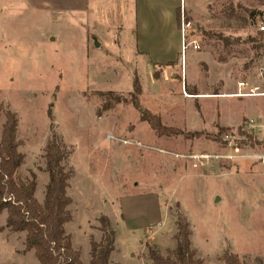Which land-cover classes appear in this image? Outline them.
Listing matches in <instances>:
<instances>
[{"label": "rangeland", "instance_id": "1", "mask_svg": "<svg viewBox=\"0 0 264 264\" xmlns=\"http://www.w3.org/2000/svg\"><path fill=\"white\" fill-rule=\"evenodd\" d=\"M167 3L174 21L184 9L199 50L182 57L174 53L177 63L155 70L145 57L134 56V4L131 13L95 9L103 25H124L125 41L120 50L107 47L108 55L98 48L83 56L76 48L63 49L72 43L47 44L40 21L23 13L22 1L4 0L0 105L18 119L16 139L24 155L18 177L26 182L35 174V198L42 203L48 182L44 151L52 129L71 151L63 163L72 173L67 189L72 220L65 230L84 263L91 257L89 241L101 239L98 218L105 215L118 247L113 264H151L147 247L166 256L175 247L178 216L190 225L201 264H223L225 252L242 264H264V38L259 34L264 0ZM154 4L159 38L165 18L161 0ZM168 34L175 39L174 31ZM118 57H124V66ZM134 79L141 87L140 105L182 135L158 137L140 122L129 104ZM3 122L0 114V126ZM195 132L201 136H187ZM152 214L146 224L133 226ZM5 219L0 214V264H38L33 252L24 250L25 234L5 229Z\"/></svg>", "mask_w": 264, "mask_h": 264}, {"label": "trees", "instance_id": "2", "mask_svg": "<svg viewBox=\"0 0 264 264\" xmlns=\"http://www.w3.org/2000/svg\"><path fill=\"white\" fill-rule=\"evenodd\" d=\"M259 34L264 38V33ZM132 89L129 104L139 114L140 122L146 123L158 137L182 135V132L164 126L159 117L140 105L138 97L141 95V87L137 79H134ZM111 95L108 93L104 96ZM120 102L128 103L125 99H116V103ZM0 114L4 116V122L0 126V214H6L4 228L12 233L25 234L24 250L33 252L38 264H83L80 253L73 248L71 236L65 230V225L72 220L68 209L72 201L67 195L68 181L72 173L65 170L63 163L71 151L67 150L51 129V136L44 151L48 182L43 201L39 203L35 198V174L32 173L31 179L26 182L18 177L24 155L19 152L21 144L16 139L17 116L9 110H4L1 105ZM218 130L224 131L222 128ZM187 136L198 137L201 133L195 132ZM98 223L101 239L99 242L89 241L91 257L88 264H113L110 257L115 250V231L105 215L98 218ZM191 235L186 218L178 216L174 249L163 256L157 250L147 247V259L151 264H201L192 248ZM222 262L242 264L238 257L230 252L223 254Z\"/></svg>", "mask_w": 264, "mask_h": 264}, {"label": "crops", "instance_id": "3", "mask_svg": "<svg viewBox=\"0 0 264 264\" xmlns=\"http://www.w3.org/2000/svg\"><path fill=\"white\" fill-rule=\"evenodd\" d=\"M21 1V9H23V13L32 14V16L36 17L40 21L41 26L38 25V31L40 32L41 39L43 35V40L50 45L57 43L56 45L62 46L65 44L64 42L72 43L69 45H65L68 47H65L63 49H65L68 53L72 49L76 48L77 51L83 56H89V53L92 49L98 48L103 49L104 52L108 55L109 51L107 47H110V45H114V47L120 50L121 47H123V42L125 41L124 38L126 35V31L124 25L120 22L115 25L106 22L108 26L103 25L102 22H98L95 19V9H100L101 7H104L105 9L114 8L118 9L119 12L120 10H123L129 11L131 13L130 10L132 8V4H134L137 30L135 35L136 47L134 56L145 57L149 67L155 70H161V68H163V70H166L168 66L177 63V59L173 60L172 58L174 53L182 57L180 35H178V19L176 17L174 21V16L171 9L172 5H169L167 3V0H161V9L165 19L160 24L158 29L159 34L161 35L159 38H156V33H154L155 0H123V2L121 3L117 2L116 0H111L112 4H106L101 0ZM3 4L4 0H0V24H2L1 15L6 11L3 9ZM110 17H112V15ZM140 31L141 39L139 36ZM173 31L175 32V39H172L171 34L170 36L168 34ZM110 34L113 35L112 38L110 37ZM65 37L66 39H64ZM56 48L57 46H54L55 52H57ZM121 54L122 52H120V55ZM118 58L120 59L117 60V62L119 61L120 64L124 66L125 61L121 59L124 57ZM224 96L227 95L224 94ZM197 98L199 97L197 96ZM126 208L127 207L125 206L124 209ZM127 210L128 208L126 209V211ZM150 217L153 218V214L148 217H144V219L141 220L137 219L133 226H135V224L143 225V222L144 224H146V219ZM128 221V215L127 213H124V224L128 225ZM129 228L127 227V229ZM117 249L118 247L115 240V250L113 252L114 254L116 253ZM113 253L111 254L110 261L114 256ZM88 262L82 263L88 264ZM116 263L121 264L119 260L116 261Z\"/></svg>", "mask_w": 264, "mask_h": 264}, {"label": "built area", "instance_id": "4", "mask_svg": "<svg viewBox=\"0 0 264 264\" xmlns=\"http://www.w3.org/2000/svg\"><path fill=\"white\" fill-rule=\"evenodd\" d=\"M178 29L180 34V44H181V55L185 54L187 50L197 51L199 50V41L192 35V23L186 19L184 9L179 10L178 16ZM260 32H264V26L259 28ZM245 95L238 94L235 97H243ZM260 94V97H263Z\"/></svg>", "mask_w": 264, "mask_h": 264}]
</instances>
